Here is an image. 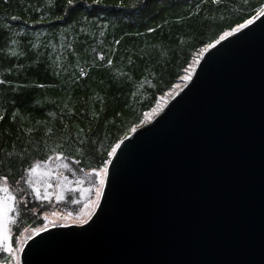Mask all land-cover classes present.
<instances>
[{"label": "water", "instance_id": "1", "mask_svg": "<svg viewBox=\"0 0 264 264\" xmlns=\"http://www.w3.org/2000/svg\"><path fill=\"white\" fill-rule=\"evenodd\" d=\"M193 81L129 135L90 227L33 235L22 264H264V18L205 52Z\"/></svg>", "mask_w": 264, "mask_h": 264}, {"label": "trees", "instance_id": "2", "mask_svg": "<svg viewBox=\"0 0 264 264\" xmlns=\"http://www.w3.org/2000/svg\"><path fill=\"white\" fill-rule=\"evenodd\" d=\"M261 4L0 0V177L24 186L27 169L55 155L97 168L110 145L183 81L203 44ZM35 219L23 208L16 234Z\"/></svg>", "mask_w": 264, "mask_h": 264}, {"label": "snow or ice", "instance_id": "3", "mask_svg": "<svg viewBox=\"0 0 264 264\" xmlns=\"http://www.w3.org/2000/svg\"><path fill=\"white\" fill-rule=\"evenodd\" d=\"M74 2L75 0H68L69 5H72ZM261 18H264V4L259 5L253 11L250 17L245 18L242 23H237L235 27H230L229 30L223 31L215 40L203 44V46L196 52L191 63H189L187 68L183 70L185 75L181 77V79L185 82V87L188 86L189 82H191L193 85L194 69L196 68L199 60L204 57L205 52H208L209 49L215 48V46L220 44L221 41L225 40L226 37H233L234 33H241V29L248 28L249 25L253 24L254 20ZM12 19H18V17L13 16ZM57 19H61V17H57ZM101 59H103V57H101ZM108 63L111 64L112 61L109 60ZM181 90L182 89L179 83L172 85L165 94L167 96V100H171L174 95L178 96ZM165 95H161L160 99L155 102V105L151 107L148 112L144 113L143 119H141L138 124H133L122 138L117 139L115 143L110 145V148L106 153V157H104L103 154L101 155L100 164L97 168H93L91 170L92 175L88 180V186L80 188L81 193L84 194L83 202L81 203V201L78 199L72 200L73 204H81V207L78 210L75 212L71 210L64 212L53 211L51 215L56 217V220L50 219L49 214L45 213L44 222H42L38 227L25 229L24 233H22L17 240L13 239L12 230L9 227L10 223H14L12 217L9 214L12 213L13 209L16 207V196L12 193L8 186L7 181L9 177H0V181H3V183H0V193H3V195L0 196V251L8 253V257L0 260V264H21L20 253L24 250L25 242L30 239L32 235L45 232L48 227L57 222L89 225L90 227L89 221L92 220L94 216L98 218L96 210L99 209L100 212L104 210V205L101 202L104 201L105 204L107 203L105 188H114L117 184L119 165L125 156V152L123 151V149L126 147L125 141L134 142V138L138 137L135 136L129 140V135L131 133L137 132L138 128L151 124V122L161 112L164 111V108L167 106ZM2 118L3 117L0 116V119ZM13 119H15V117H13ZM148 129L149 128H144L143 130ZM122 144L123 148H121ZM118 150H120L119 154ZM113 158H115V160H113ZM77 163H79V161H77ZM39 167V164L30 166L27 169V172L36 173ZM63 167L69 168V165L64 163ZM21 179H24V177H21ZM26 183L35 189L38 198H50L40 192L39 187H37L38 182L31 176L28 177ZM39 183L43 184L44 182L41 181ZM64 198L65 197L62 193L57 195L58 200H63ZM21 199H23V197H21ZM83 230L84 229H81V231Z\"/></svg>", "mask_w": 264, "mask_h": 264}, {"label": "rangeland", "instance_id": "4", "mask_svg": "<svg viewBox=\"0 0 264 264\" xmlns=\"http://www.w3.org/2000/svg\"><path fill=\"white\" fill-rule=\"evenodd\" d=\"M183 85H185L184 81L180 83L181 87ZM77 161V159L68 156L61 157L60 155H57L56 159L54 156H50L46 160L37 161L32 165L34 166L36 164H39L40 167L36 173H26L24 186L21 184V182H19V184H14L9 180L7 181L9 188L11 189L12 193L16 196V207L13 209V212L9 214L14 221V223L9 224V227L12 230V236L14 240H17L20 235L24 233L25 229L38 227L42 222H44L45 213L49 214L50 219L56 220L57 218L51 215L53 211L64 212L71 210L75 212L81 207V204H73L72 200L78 199L81 201V203L83 202L84 194L81 193L80 188L88 186V180L91 178L92 175L91 170L94 167L83 168L81 165H79V163H77ZM64 163H67L69 165V168L65 169H67L68 172L76 175L77 179L75 184H73L74 179L71 178L68 173L65 174L62 172V169H64ZM29 176H31L34 180L38 182L37 187H39L40 192L50 197L49 199H42L37 197L35 189L28 183H26V180ZM41 181H43L44 183H39ZM0 183H3V181H0ZM71 191H76V196H71L69 194ZM61 193L64 195L65 198L63 200H58L57 195ZM2 195L3 193H0V196ZM21 197H23V199H21ZM36 202H39L41 205L36 204ZM23 208H25L26 213L33 212L36 216V219L29 224H24L20 233L16 234V232L20 229V226L22 225L21 214ZM67 224L71 223L57 222L52 226ZM7 257L8 253L0 251V260H3Z\"/></svg>", "mask_w": 264, "mask_h": 264}, {"label": "flooded vegetation", "instance_id": "5", "mask_svg": "<svg viewBox=\"0 0 264 264\" xmlns=\"http://www.w3.org/2000/svg\"><path fill=\"white\" fill-rule=\"evenodd\" d=\"M73 183L75 184V183H76V181H75V180H73Z\"/></svg>", "mask_w": 264, "mask_h": 264}]
</instances>
